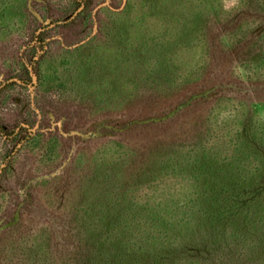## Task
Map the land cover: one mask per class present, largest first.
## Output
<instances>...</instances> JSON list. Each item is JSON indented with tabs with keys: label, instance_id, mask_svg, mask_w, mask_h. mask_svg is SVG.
Instances as JSON below:
<instances>
[{
	"label": "rangeland",
	"instance_id": "obj_1",
	"mask_svg": "<svg viewBox=\"0 0 264 264\" xmlns=\"http://www.w3.org/2000/svg\"><path fill=\"white\" fill-rule=\"evenodd\" d=\"M219 2L225 29L213 30L209 41L193 33L178 43L165 42L168 0H160L155 13L145 0H0V123L14 134L0 131V226L22 223L13 235L6 232L11 226L0 230V264H11L10 242L21 237L18 244L28 246L39 226L54 219L57 189L76 186L74 175L85 172L90 158L101 166L122 161L125 150L113 141L121 132L106 137L102 128L95 135L96 126L138 121L137 110L146 102L162 104L153 111L166 114L209 85L217 86L211 97L173 123L188 116L196 125L195 112L204 113L199 146L226 157L251 99L257 101L253 123H264V13L253 10L264 0ZM214 55L221 60L217 66ZM138 132L133 128L128 135ZM107 140L114 143L104 145ZM182 143L186 158L195 153L196 143ZM72 159V176L41 178L59 169L62 176ZM179 168L176 164L129 193V222L164 207L184 210L194 204L186 195L197 180ZM29 188L36 205L21 213Z\"/></svg>",
	"mask_w": 264,
	"mask_h": 264
},
{
	"label": "trees",
	"instance_id": "obj_2",
	"mask_svg": "<svg viewBox=\"0 0 264 264\" xmlns=\"http://www.w3.org/2000/svg\"><path fill=\"white\" fill-rule=\"evenodd\" d=\"M145 1L153 13L160 7V0ZM219 1L168 0L171 14L163 26V33L167 35L165 42H183L193 33H201L203 39L209 41L213 30L222 27L224 30ZM259 5L255 4L253 10L264 13V4ZM215 39H212L213 43ZM39 42L43 43L44 39L40 37ZM146 53L148 56L152 50H146ZM213 57L212 64H220L218 55ZM28 75L29 72L25 74ZM23 78V83H26L28 79ZM250 102L249 115L240 133L231 141L226 157L209 151L203 143L198 145L204 132L199 129V124L204 121V113L201 112H195L196 125L188 123V116L183 118L185 123L180 120L177 126L173 124L180 114L172 123L140 126L135 137L129 136L127 130L121 132L120 138L113 141L117 148L125 150L124 159L101 166L90 158L85 172L74 175L79 179L73 181L76 186L61 185L57 189L56 209L51 213L54 219L45 225L40 223L37 233L32 235L35 241L28 246L18 244L21 237L10 242L7 247L12 254L6 258L7 262L264 264V123L258 126L253 123L257 101L251 99ZM161 106L146 102L137 113H141L140 117L147 113L155 114L158 112L153 110ZM102 128L107 127L101 125L97 131ZM1 130L9 137L14 135L8 134L0 123ZM28 136L29 133L25 139ZM178 140L182 145L183 140L196 143L195 153L186 158ZM113 141L107 140L103 144ZM176 164L183 168L179 170L190 173L197 180V186L186 195L194 197V204L184 210L164 207L159 212L148 214L151 217L153 214L161 215L163 220H151L146 216L129 222V193ZM72 165H75L74 160L68 163L62 176L60 174L53 179L72 176L76 172ZM32 194V188H29V202L21 206V213L36 205ZM21 224L9 227L6 232L16 234ZM54 244L56 247L52 248ZM12 255H17V258Z\"/></svg>",
	"mask_w": 264,
	"mask_h": 264
},
{
	"label": "water",
	"instance_id": "obj_3",
	"mask_svg": "<svg viewBox=\"0 0 264 264\" xmlns=\"http://www.w3.org/2000/svg\"><path fill=\"white\" fill-rule=\"evenodd\" d=\"M216 85H209V86H203L202 89H200L197 93H194L191 97L186 98L185 100L179 101V103L173 107L170 112L164 114L161 112L153 114V116H150V119L147 118L146 116L144 117H137L138 121L130 120L129 122L126 123V125H122L120 127L113 125L112 123H105L106 124V129L107 131L104 132L105 136H112V132L116 131V133L119 132H126L132 130L133 128H139L140 126L143 125H154L156 123H162V122H171L175 118H177L180 114L185 113L192 107L201 104L203 101L209 99L211 95L213 94L215 90ZM217 87V86H216ZM220 87V86H218ZM152 115V114H151ZM101 126V125H100ZM99 126H96L94 129V134H99L100 129L97 131ZM65 165V164H64ZM63 169V168H62ZM61 169H59L56 172H53L50 175L43 176L41 178H49V177H54L58 174V172ZM16 223L15 221H12L8 224L0 226V230L5 229L8 226H11Z\"/></svg>",
	"mask_w": 264,
	"mask_h": 264
},
{
	"label": "flooded vegetation",
	"instance_id": "obj_4",
	"mask_svg": "<svg viewBox=\"0 0 264 264\" xmlns=\"http://www.w3.org/2000/svg\"><path fill=\"white\" fill-rule=\"evenodd\" d=\"M25 137H26V134H25Z\"/></svg>",
	"mask_w": 264,
	"mask_h": 264
}]
</instances>
